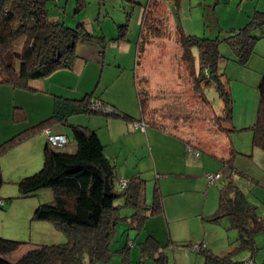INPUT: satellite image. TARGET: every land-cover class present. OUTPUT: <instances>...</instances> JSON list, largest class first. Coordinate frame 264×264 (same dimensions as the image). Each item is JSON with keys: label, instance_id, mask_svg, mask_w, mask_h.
<instances>
[{"label": "rangeland", "instance_id": "1", "mask_svg": "<svg viewBox=\"0 0 264 264\" xmlns=\"http://www.w3.org/2000/svg\"><path fill=\"white\" fill-rule=\"evenodd\" d=\"M84 2L85 5L80 6L79 0H50L48 7L51 16L60 18L68 27L76 28L84 21L87 27L91 26L93 29H87L92 35L102 38L105 36V61L111 56H123L125 63L133 71L132 74L136 43L143 20L136 75L145 119L175 134L188 137L192 147H195L197 140L202 139V142L208 141L211 144L219 137L221 142L227 141V145L236 151L233 161L236 169L221 164L223 177L215 185L217 190L214 191V196H210L208 211L211 214L216 213L219 189L232 182L234 187L245 194L249 203L256 207L258 217L264 219V151L253 145L254 133L249 129L255 124L258 115V86L264 73V40H257L253 53L243 64L227 41L230 35L238 32L250 21L256 6L264 12V0H179L177 4L176 0H151L150 8L145 11L149 0ZM125 24L128 25L126 41L118 43L117 38H121L123 32L118 27ZM182 34L196 39L220 40L221 57L217 73L221 74V81L232 102V120L229 123L222 121L221 126L234 129L230 135H225L218 127L217 116H224L226 110V102L218 88V81L212 78L203 84L205 100L197 90L195 79V74L200 72L198 49L192 48L193 70L182 44ZM256 35L257 33L253 36L258 39ZM98 43L101 45L102 40H98ZM100 45L95 41H85L80 42L77 49L80 54L82 52L97 59L102 51L98 48ZM22 101L27 106L30 103L29 99L20 94L18 100L10 103L13 108L12 120L0 121L1 142L23 133L29 127L28 120L15 116V106H19ZM134 109L135 116L140 118L138 101L134 103ZM31 120L34 121L32 115ZM23 125L26 127L19 131V127ZM15 129L19 132L9 135ZM27 140L14 145L1 158L4 184L0 189V198L3 199V205L0 206V238L25 243L15 253V261L36 248L35 245L67 242L66 235L54 224L33 219L36 208L54 200L52 189L38 190L26 198L20 196L19 182L38 173L44 165V155L38 163L35 162L37 157L31 161L30 158L36 155H31ZM71 141L57 151L68 152L75 145L74 140ZM223 145L222 142L219 147ZM202 158H209V155L203 154ZM218 163L220 164L219 160ZM197 196L198 194H188L181 198V203L197 205ZM123 204L122 198L115 201V205ZM202 204L203 201L199 206L202 207ZM130 211L129 207H121L119 211L120 220L111 243V249L117 252L113 254L111 261H100L97 264H157L140 249L139 242L143 237L127 221ZM200 221L201 226L196 227L197 234H201L202 238L204 232L211 234L219 243L214 254L220 257L228 255L230 261L227 264H264V230L257 232L249 245L241 237V233L233 228L229 218L206 220L205 228L201 218ZM126 246L130 248L127 253L124 250ZM181 247L192 250L187 244L168 248L172 251L173 248ZM169 257L173 259V252H169Z\"/></svg>", "mask_w": 264, "mask_h": 264}, {"label": "trees", "instance_id": "2", "mask_svg": "<svg viewBox=\"0 0 264 264\" xmlns=\"http://www.w3.org/2000/svg\"><path fill=\"white\" fill-rule=\"evenodd\" d=\"M49 1L0 0V86L9 85L17 90H29L30 81L44 79L59 70L72 69L79 57L77 45L80 42L98 43V40H105L102 36L92 35L82 23L76 28H71L60 18L51 20ZM79 2L80 6L85 5L84 0ZM177 3L179 0H176ZM150 5L151 0L144 11L149 9ZM262 25H264V13L257 12L244 27L227 38L242 64L250 58L259 39L253 36L254 30ZM118 29L123 31L121 35L123 38L128 25L119 26ZM182 39L187 59L192 63V67L194 60L192 48L198 49L200 72L195 74L194 71V74L197 90L205 100L203 84L212 78L218 81V88L226 102L225 115L217 116L218 127L222 133L230 135L234 129L221 126L222 121L229 123L232 120V102L229 92L221 81V74L217 73L221 57L220 40L196 39L184 34ZM258 91L260 99L257 120L249 129L254 133L253 145L264 151V73ZM138 92L140 95L139 90ZM92 98L91 95L80 100L58 97L53 113L48 119L5 142H0V189L4 184L1 158L19 142L40 135L43 129L61 123L71 129L73 140L77 145L75 152L67 153L57 151L58 149H54L47 142L44 149L43 168L35 175L25 177L19 182L20 196L23 198L30 197L41 189L54 191V200L36 208L33 219L54 224L66 235L67 242L35 245L36 248L29 250L19 261L11 263L2 257L17 252L25 243L0 238V264L108 262L117 252L111 249V243L116 225L120 220L121 207H129L133 210L131 215L127 216V221L138 230L143 228L149 212L150 215H155L162 211L158 189L155 191L153 203L148 205L145 200L144 180L133 178L128 180L125 188L120 187L115 163L105 154V146L98 134L87 127L69 122L71 116L81 113L108 117L125 116L116 107L97 98L103 104L115 109L116 113L105 114L92 110L90 106ZM140 101L144 117L143 100L140 98ZM15 109V116L18 118V112H20L18 110L21 109ZM21 118L24 120L25 116L22 115ZM147 122L149 121L145 122L148 125ZM235 153L236 151L232 148L228 159L223 160V164L236 169L233 164ZM229 186V190H221L219 207L211 220L219 221L229 218L233 228L238 230L241 237L250 245L254 235L264 230V219L258 217L256 207L249 203L240 189L234 187L232 183ZM120 198L123 199L124 204L115 205V201ZM0 202H3L2 198ZM139 245L140 249L147 254L146 256L154 258L155 250H157L154 239L149 238L148 241ZM129 249L126 246L125 253ZM202 252L207 264H227L230 261L228 255L220 257L204 249ZM155 261L157 264H166V257L161 255Z\"/></svg>", "mask_w": 264, "mask_h": 264}, {"label": "crops", "instance_id": "3", "mask_svg": "<svg viewBox=\"0 0 264 264\" xmlns=\"http://www.w3.org/2000/svg\"><path fill=\"white\" fill-rule=\"evenodd\" d=\"M257 12H261L259 6H256L254 15ZM58 19L55 16L51 17L53 21ZM81 23L85 25L86 29L93 30L91 26L87 27L88 25L84 21ZM255 32L257 35L260 33L258 38L264 40V25L257 28L253 35L256 34ZM126 35L119 38L118 43L126 41ZM105 40L102 41L101 45L96 42L100 45L98 48L102 49L100 58L93 59V57L82 52L80 54L77 49L79 57L72 69L59 70L44 79L30 81L29 90H17L9 85H1L0 121L12 120L13 108L10 103L15 102V99L18 100L20 94L30 101L28 106L23 101V103H19V106H15V108L21 109L18 112V118L22 119L21 117L24 115V120L29 121L28 128L38 125L52 115L58 97L80 100L91 95L93 98L116 107L125 115L124 117L81 113L71 116L69 122L87 127L98 134L105 146V154L115 163L119 179L138 178L145 181V200L148 205L153 203L155 191L158 189L162 201V211L155 215H150L149 212V217L143 228L137 229L143 237V240L139 242L140 244L148 241L149 238L154 239L157 244L154 258L151 259L155 260L164 255L166 264H207L202 251L195 253L187 247L173 248L171 251L168 247L182 244L191 247L193 243L200 241L199 243H207V248L204 250L213 254L219 247V243L208 232H204L203 238L201 234H197L196 227L201 226V218L202 226L205 228L206 220H211L215 214L208 211V204L210 196L213 197L214 191L217 190L215 185L222 180L209 184L206 174L222 171L221 164H223V160L228 159L232 147L227 145V141H222L224 145L219 147V144L222 143L219 137L211 144L206 141L208 145L200 139L197 140L194 148L199 150L201 154L198 158H194L187 152L188 137L175 134L152 122H147L146 131L136 129L135 122L147 121L142 115L136 75L140 36L136 43L134 74L131 73L133 71L125 63L123 56H111L105 61L106 53L103 50L106 48ZM128 49L126 48V50ZM136 101L140 107V118L135 116L134 103ZM30 114L34 116V121L31 120ZM24 127L26 126L19 127V131ZM51 129L54 134L65 135L70 143L72 142L73 134L68 126L56 123L52 125ZM19 131L18 129L13 132L11 130L9 135H15ZM27 141L31 155H36L30 159L34 161L37 157L35 162L38 163L40 157L44 155L47 140L40 134ZM76 149L75 142L74 147L67 153H73ZM203 154H208L209 158H202ZM229 187L227 185L225 188L219 189V203L221 190H229ZM188 194H198L199 200L195 203H198L197 205L181 203V198ZM202 201L203 206L200 207ZM130 210L132 213L133 210L131 208ZM145 237L147 238L145 239ZM17 252L3 256V258L11 263H16L20 260H13ZM169 252H173V259L169 257Z\"/></svg>", "mask_w": 264, "mask_h": 264}, {"label": "built area", "instance_id": "4", "mask_svg": "<svg viewBox=\"0 0 264 264\" xmlns=\"http://www.w3.org/2000/svg\"><path fill=\"white\" fill-rule=\"evenodd\" d=\"M247 1V0H244ZM90 106L91 109L94 111H99L105 114H112L116 113V110L113 109L110 106H107L103 104L100 100H97L96 98H92L90 100ZM134 126L136 129H139L141 131H146L147 124L145 122H135ZM41 135L44 136L47 139V142L54 148V149H62L66 147L70 141L65 135H60V134H54L52 132L51 128H45L41 132ZM187 152L190 156H193L194 158H198L201 154V152L194 147L187 145ZM223 173L222 172H217V173H210L206 174V178L209 184L215 183L217 180L222 179ZM128 185V180L127 179H119V186L122 188H125ZM0 205H3V202H0ZM207 248V243L202 242V243H193L191 245V249L195 253L201 252L203 249Z\"/></svg>", "mask_w": 264, "mask_h": 264}]
</instances>
